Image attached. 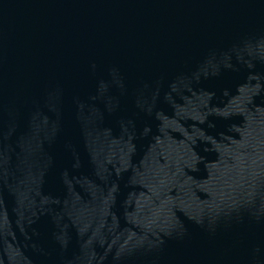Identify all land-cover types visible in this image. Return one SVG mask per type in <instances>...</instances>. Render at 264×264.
Returning a JSON list of instances; mask_svg holds the SVG:
<instances>
[{
	"label": "water",
	"instance_id": "1",
	"mask_svg": "<svg viewBox=\"0 0 264 264\" xmlns=\"http://www.w3.org/2000/svg\"><path fill=\"white\" fill-rule=\"evenodd\" d=\"M0 264H264V0H0Z\"/></svg>",
	"mask_w": 264,
	"mask_h": 264
}]
</instances>
